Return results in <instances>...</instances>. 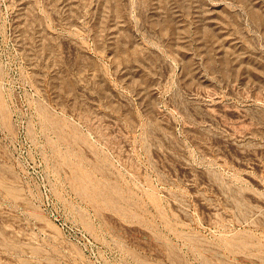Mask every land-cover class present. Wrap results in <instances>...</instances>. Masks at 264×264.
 <instances>
[{
	"label": "rangeland",
	"instance_id": "374dc122",
	"mask_svg": "<svg viewBox=\"0 0 264 264\" xmlns=\"http://www.w3.org/2000/svg\"><path fill=\"white\" fill-rule=\"evenodd\" d=\"M0 264H264V0H0Z\"/></svg>",
	"mask_w": 264,
	"mask_h": 264
}]
</instances>
